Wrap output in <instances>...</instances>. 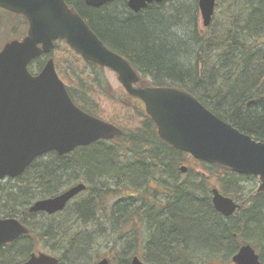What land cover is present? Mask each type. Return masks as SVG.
<instances>
[{
    "label": "trees",
    "instance_id": "obj_1",
    "mask_svg": "<svg viewBox=\"0 0 264 264\" xmlns=\"http://www.w3.org/2000/svg\"><path fill=\"white\" fill-rule=\"evenodd\" d=\"M64 1L133 66L140 85L184 90L219 118L264 142V0H225L221 19L214 21L213 13L210 25L201 29L196 8L186 41L172 31L185 15L181 4L171 9L164 0L133 12L126 0L99 7ZM219 4L215 0L214 12ZM113 6L117 9L111 10ZM166 9L176 18L165 15ZM0 14L11 22L12 32L4 41L25 34L28 23L22 14L1 9ZM49 56L75 105L123 132L113 141L97 140L68 154L48 152L21 175L0 180L8 185L0 187V217H15L29 229L0 248V264L18 263L48 249L58 264H95L103 257L110 264H130L134 255L143 264H233L232 255L245 243L260 248L264 264V192L256 189L243 197L241 184L253 176L196 160L164 142L143 103L120 84L123 96L109 94L99 83L103 68L84 60L64 40H56L49 55L32 61L30 72H38ZM102 97L112 107L109 113L100 109L97 98ZM79 182L85 190L62 211L29 212L35 200ZM212 188L239 204L231 216L214 209Z\"/></svg>",
    "mask_w": 264,
    "mask_h": 264
},
{
    "label": "water",
    "instance_id": "obj_2",
    "mask_svg": "<svg viewBox=\"0 0 264 264\" xmlns=\"http://www.w3.org/2000/svg\"><path fill=\"white\" fill-rule=\"evenodd\" d=\"M113 0H84L99 7ZM164 0H127L133 12ZM202 26L210 25L215 0H197ZM0 9L22 14L28 23L25 34L9 39L0 48V179L21 175L38 156L54 151L68 154L97 140L113 141L122 130L108 121L88 114L71 100L58 76L54 60L48 57L36 74L29 64L49 55L56 40H64L81 57L117 76L125 92L138 98L164 142L189 153L194 159L218 164L238 174L257 177V190L264 192V142L253 139L216 116L190 93L169 86L139 87L141 78L121 55L109 49L82 17L64 0H0ZM182 173L186 171L181 166ZM82 182L57 195L38 199L29 212L54 214L84 191ZM214 209L231 216L239 204L211 189ZM29 229L15 217H0V248L27 234ZM233 264H260L259 253L245 243L231 257ZM15 264H58L46 252H32ZM95 264H110L107 257ZM130 264H143L134 255Z\"/></svg>",
    "mask_w": 264,
    "mask_h": 264
},
{
    "label": "rangeland",
    "instance_id": "obj_3",
    "mask_svg": "<svg viewBox=\"0 0 264 264\" xmlns=\"http://www.w3.org/2000/svg\"><path fill=\"white\" fill-rule=\"evenodd\" d=\"M219 2H220V4H219L220 8L218 7V9H216L214 12V16H213L214 21H219L221 19V9L227 3V2H225V0H219ZM166 3L169 4L168 7H170L171 9H172V7L175 9L180 4L185 7V15L183 17H181L182 18L181 26L178 25V26L173 27V29H172V31L179 38H181V40L186 41V37H185L186 34L191 33V31H192L193 26L190 23V21H191V18L195 14L196 8H197V15H196L197 27L199 29L203 28L201 18H200V14H199V10L197 7V3L195 5L194 0H168ZM115 7L117 9V6H113L110 9L112 10ZM163 13L167 16L174 15V13H169L168 9L164 10ZM173 17H175V15ZM187 21H189L188 22L189 24H186ZM10 23H11L10 18H7L5 15L0 14V48L2 47L3 43L5 42L4 41L5 37L9 36L12 32L10 27H9ZM11 38H13V37H11ZM11 38H9V39H11ZM189 44H190V42H188L187 45L189 46ZM182 56H183V60H185L186 56H184V55H182ZM187 60H191V58H189ZM99 79H100L99 83L101 82L106 87V90H108L107 92H109V94H111L113 97L115 96V97H117V99H119L121 96H123V93L119 88L120 83L117 80L116 74L112 70L105 69V68L100 69L99 70ZM112 91L114 93H112ZM97 99L100 100V102H101L100 109L104 113H109L112 110V107L107 103V100L104 97L97 98ZM241 184H242V188H243V197H244V196L249 195L251 192H254L258 188L259 180L257 177L253 176V178H251V179H246V180L241 181ZM0 185H1L0 187L8 186L5 181L1 182ZM103 247L108 248L106 245H103ZM255 250L259 253L260 248H259V250L257 248H255ZM45 252L51 253L49 251V249L45 250ZM217 264H219V263H217Z\"/></svg>",
    "mask_w": 264,
    "mask_h": 264
},
{
    "label": "flooded vegetation",
    "instance_id": "obj_4",
    "mask_svg": "<svg viewBox=\"0 0 264 264\" xmlns=\"http://www.w3.org/2000/svg\"><path fill=\"white\" fill-rule=\"evenodd\" d=\"M136 86H139V87H142V88H144V87H153L154 85H144V84H142V85H140L139 84V82L137 83V84H135ZM161 86V85H160ZM162 86H165V85H162ZM81 193V192H80ZM78 195V194H77ZM76 195V196H77ZM31 213H38V212H31ZM40 213H44V212H40ZM44 214H46V213H44ZM55 214V213H54ZM47 215H52V214H47ZM24 235V234H23ZM20 237V236H19ZM18 237V238H19ZM16 240V239H15ZM13 242V241H12ZM11 243V242H10ZM9 244V243H8ZM7 245V244H6ZM5 246V245H4ZM3 246V247H4ZM2 248V247H1ZM38 252H45V251H38ZM37 253V252H36ZM46 253H48V252H46ZM49 254H51V253H49ZM55 256V255H54ZM29 257V256H28Z\"/></svg>",
    "mask_w": 264,
    "mask_h": 264
}]
</instances>
